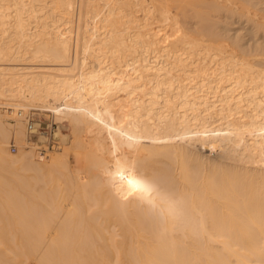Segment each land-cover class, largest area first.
<instances>
[{
	"label": "bare ground",
	"instance_id": "bare-ground-1",
	"mask_svg": "<svg viewBox=\"0 0 264 264\" xmlns=\"http://www.w3.org/2000/svg\"><path fill=\"white\" fill-rule=\"evenodd\" d=\"M78 1L0 0V135L24 141L0 138V264H264V40L213 19L240 0ZM1 106L53 111L64 148L37 160Z\"/></svg>",
	"mask_w": 264,
	"mask_h": 264
},
{
	"label": "rangeland",
	"instance_id": "rangeland-1",
	"mask_svg": "<svg viewBox=\"0 0 264 264\" xmlns=\"http://www.w3.org/2000/svg\"><path fill=\"white\" fill-rule=\"evenodd\" d=\"M98 1H100V2L102 3V5H104V0H97V2H98ZM144 1H146V0H144ZM144 1H143V2H144ZM251 1L253 2L254 0H251ZM256 1H257V0H256ZM256 1H254V2H256ZM258 1L260 2L259 4H261V6H260V5H256L255 7H252V8H257V7H258L257 9H253V10H255V11L257 10V11L261 12L260 10H258V9L261 8V10H263L262 12H264V9H263V8H264V2H262L263 4L261 3V1H264V0H261V1L258 0ZM258 1H257V2H258ZM78 2H79V1L77 0V2H76V4H75V7H77L78 5L80 6V3H78ZM100 2H98L99 6H100V7H104V6L101 5ZM146 2H147V1H146ZM239 3H240V5H238V7L234 6V4L231 5L232 3H230V5L233 6V9H232V7H230V5L228 4V5H225V6H221V7H220L221 9L223 8V12H221L222 10H220V11L218 10L219 13L221 12V14H222L223 16L225 15V17H230L231 19L229 18L228 20H231V22H233V24L230 22L231 25H233V26L235 25V26L233 27V26H231V25L229 24V25H230V28H229V27H228V26H229V25H228L229 21L227 20V18H226V19H225V18L223 19V16H221V14H220V16H221V17H220L219 14L216 12V13H217V17L214 16L215 14L213 15V17H214L213 19H215V22H217V24H215V28L217 27V28H216L217 30H218L219 28H220V29L223 28L222 31H224V33L221 32V33H222L221 35H223V34L226 33L225 35L222 36V38H224V40L231 41V38H232V37H230V36H231V34H232V36L235 37V38H234V37L232 38V41H233V40H237V37H238V38L240 37V38H241L240 43L243 44L244 46H246V47H250V45H251L252 48L259 47V45L262 44V43H261V42H262L261 40H264V39H263L264 35H261V36H262V37H261V36H259L260 34H257V35L253 34V35H255V37H253V35H252V38H251V39H250L249 37H251L250 34H252V33H261V32H262V34L264 33V32H263L264 29H262V28H261V30H259L260 32H259V31L256 32V31H257V27H258L259 25H258L257 27H254V26H255V23H256V22H254V21H255V20H256V21H257V20H258V21H259V20H262V18L259 19V17H262V16L264 17V14L262 13L263 15H261V13H259V12H253V13H256L258 17L255 16V15L253 14V16L256 17V18L253 17V19H252L253 22H252V21H249V20H250L249 18H250V17L252 18V16H251L252 13H249L250 15L247 17V18H248V19H247L248 21H247L246 18H245V16H244L245 14H240V15H239L238 13H236V12H237L236 10H238V12H239V6H243V8L241 7L242 10H243V11L241 10V11H242L241 13H246V14H248L247 12H252L253 10H252V11H251V10L248 11V10L245 8V5L242 4L241 0H240ZM252 4H253V3H252ZM256 4H258V3H256ZM250 5H251V3L249 4V6H250ZM227 6H228L229 8H231L233 11L230 12L231 9L229 10V8H228ZM251 6H252V5H251ZM251 6L248 7V9L251 8ZM225 7L229 10V11L227 10L226 13H227V12L230 13V14H229L230 16H228V15L225 13V10H226ZM234 7H235V8H234ZM246 7H247V6H246ZM262 7H263V8H262ZM77 8H78V7H77ZM77 8L74 10L75 12L73 11V12H74L73 14H74V16H75V17L73 16L74 19H75V20H74V25H73V27H72V29H73L72 32H73V33L71 32V34H72L73 37H75V33H76V32H75V30H76V26H75V25L77 24V18H78V16H77L78 12H77V11L79 10V8H78V10H77ZM252 8H251V9H252ZM234 9H235V10H234ZM244 10H245V11H244ZM140 11L142 12V10H140ZM234 11H236V12H234ZM75 13H77V14H75ZM224 13H225V14H224ZM234 13H236L237 16H235ZM258 13H259V14H258ZM232 14H234V16H232ZM226 15H227V16H226ZM260 15H261V16H260ZM180 16H181V18H182V15H180ZM239 16H240V17H239ZM241 16H243V17H241ZM246 16H247V15H246ZM215 17H216V18H215ZM233 17L238 18V22L235 21V20H237V19H235V18L233 19ZM219 18H221L223 21L227 20L228 23H227V21H226V22H223V21H222L221 19H219ZM241 18H243V19H241ZM244 18H245V19H244ZM257 18H258V19H257ZM191 19L193 20V18H191ZM254 19H255V20H254ZM182 20H183V18H182ZM240 20H243V21H242L243 24H244V21L246 20V22H245L246 24L243 25V24L241 23ZM183 21H184V20H183ZM183 21H182V22H183ZM218 21H220V22H218ZM234 21H235V23H234ZM262 21H263L262 23L264 24V18H263ZM75 22H76V23H75ZM185 22H186V21H185ZM185 22H183V23H185ZM189 22H190V21H189ZM189 22H188V26H187V28L189 27V28H191V29L193 28V29L195 30V28L197 29V27H199V25H198L197 23H195L194 20L191 21V23H189ZM192 22H193V23H192ZM222 22H223V23H222ZM260 22H261V21H260ZM260 22H259V23H260ZM183 23H182V24H183ZM219 23H220V24H219ZM237 23H238V24H237ZM259 23H257V24H259ZM262 23H261V25H262ZM223 24H224V25H223ZM247 24H248V25H247ZM252 24H253V25H252ZM66 25H68V24H66ZM186 25H187V24H186ZM219 25H221L222 27L219 26ZM225 25H226L227 27H226ZM238 25H239V26H238ZM251 25L256 29V31H254V32H251V31H250V30H252V31L255 30L253 27H248V26H251ZM68 26H69V25H68ZM218 26H219V28H218ZM224 26H225V28H224ZM237 26H238V27H240V26L245 27L246 29L244 28V30H245L246 34H247V32H248V35H246V34L244 33V30H241L242 27L239 29ZM166 27H167V29L170 28L169 26H166ZM168 27H169V28H168ZM184 27H185V26H184ZM236 27H237L238 30L236 29ZM259 27H261V26H259ZM259 27H258V28H259ZM70 28H71V25H70ZM227 28H228V30H229V29L232 30L231 33H229V32L226 31ZM231 28H232V29H231ZM248 28H249V29H248ZM235 30H237L238 33H237V32H234ZM247 30H248V31H247ZM220 31H221V30H220ZM225 31H226V32H225ZM240 32H241V33H240ZM219 33H220V32H219ZM228 33H229V34H228ZM233 33H235V35H233ZM241 34H242V35H241ZM243 34H245V36H244ZM227 35H228V36H227ZM238 35H240V36H238ZM247 36H249V37H247ZM256 36H258L259 38H258V37L256 38ZM243 37H245V38H243ZM246 37H247L249 40H247ZM242 38H243V39H242ZM254 38H255L256 40H254ZM257 39L260 40V41L258 42ZM246 41H249V42L246 43ZM255 41H256V42H255ZM254 42H255V45H254ZM257 44H259V45H257ZM248 45H249V46H248ZM263 45H264V42H263ZM263 45L260 46V48H262V50H264ZM255 46H256V47H255ZM260 50H261V49H260ZM24 61H27V62L30 61V62H31L32 60H24ZM15 107H16V108H15ZM13 109H15V110L18 109V112H19V107L14 106ZM23 109H24L25 111H27L28 107H27V108L25 107V108H23ZM5 110H6V109H5ZM3 111H4V110H3ZM47 111H48V110H47ZM43 112H46V110H43ZM6 113H7V111H5V113H4L5 116H4V115H3V116L6 117V119H7L9 122H11L10 125L13 124L12 122H15V123L17 122V120H15V117L10 116V115H7ZM51 113H52L53 115L56 116L55 118H56V121H57V123H58V125L56 126V129H57L58 126H59V122H60V120H59V122H58V120H57V119H58V116H57L56 114H54L53 111H52ZM13 115H14V114H13ZM23 124H25V122H24ZM25 126H26V125H24V127H25ZM63 127H64V128H63ZM63 127H62L63 129L61 128V129H62V130H61L62 132H71V133L74 132V131H73V127H71V126H70V127H69V126H63ZM65 127H66V128H65ZM25 128H26V127H25ZM67 128H69V129L71 128L72 130L70 129L71 131H69V129L67 130ZM25 130H26V129H25ZM0 138H1V139H4V140H6V141H8V147H7V148H8V150H9V152H10L9 154H10V155H14V156H15V154H17L20 150H18V151H12L11 148H10V141L14 138V139H16V141L18 140L20 143H23V142H24V141H21V140L18 138V136L16 135V132L14 131V129H13L12 127H10L9 129H7L4 135H0ZM46 138H47V137H45V138L37 137V140H38V141H43V140H45ZM57 139H59V138H57ZM18 141H17V142H18ZM59 141H60V139H59ZM64 143H65V142H63V143H62V142H58V144H59V145H57L58 147L56 146V148H54V149L50 152V154H49L47 157H44V158H42V157H41V158H40V157H37V160H39V159H40L39 161H45V160H48V158H50L51 154H53V152H54L55 149H56L57 151H59V150L61 151V150L64 148V145H63ZM25 144H26V143H25ZM59 146H60V147H59ZM62 146H63V148H62ZM27 148H28V147H27ZM57 148H58V149H57ZM193 149H194V152H195L196 154H197V152H198V153L200 154L199 156L202 155L203 157L201 156V158L205 159V161H206L207 159H209V162H210V163H211V162L213 163V161H214V162H218L219 159L221 160L222 157L224 158L222 150H221L220 148H217V147H215V148H213V147H206V148H205V146H203L202 144L199 143V144H197L196 146H193ZM202 149H203V150H202ZM199 151H200V152H199ZM55 152H56V151H55ZM55 152H54V153H55ZM201 152H202V153H201ZM56 153H57V152H56ZM73 153H74V152H72V155L70 154V158H71L72 162L75 163V160H76V159H75ZM217 153H218V154H217ZM204 155H206V157H205ZM213 155H214V156H213ZM212 156H213L214 160H213ZM216 156H217V157H216ZM219 156H220L221 158H220ZM34 157L36 158L35 155H34ZM207 157H208V158H207ZM206 158H207V159H206ZM216 159H217L218 161H216ZM228 160H229V159H228ZM207 162H208V160H207ZM209 162H208V163H209ZM1 163H2V162H1ZM5 163H6V162H3V164H5ZM17 163H19V162L17 161ZM13 164H15V162H14ZM0 166H1V165H0ZM20 168H21V166H20ZM23 168H24V167H23ZM23 168H21V171H20V169H19V171H20V173L22 172V174L24 173L23 175H25V176H26V175L29 176L30 173H31L32 171H33V172H34V171L36 172V170H32V169H31V170H32V171H31V170H29V169H27V168H26V169H23ZM22 169H23V171H22ZM4 171H5V170H4ZM16 171H17V170H16ZM26 171H27L28 173H26ZM33 172H32V173H33ZM35 172H34V173H35ZM4 173H5V174H3V172H2V174L5 175V177H7V178L9 177V180H11V179L14 180V177H11V176H13L12 174H16V172H15V173H12L11 176H10V174H8V173L6 174V172H4ZM20 173L17 172V175L20 174ZM25 173H26V174H25ZM32 173H31V174H32ZM2 174H1V176H2ZM35 174H36V173H35ZM37 174H38V173H37ZM6 175H9V176H6ZM32 175H33V174H32ZM40 175H41V174H39L38 176L40 177ZM20 176H21V175H20ZM30 176H31V175H30ZM35 176H36V175H35ZM35 176H34V177H35ZM38 176H37V177H38ZM3 177H4V176H3ZM10 177H11V178H10ZM34 177L32 176V180H33ZM43 177H44V175H43ZM46 177H47V176H46ZM1 178H2V177H1ZM19 178H20V177H19ZM29 178H31V177H29ZM41 178H42V177H41ZM44 178H45V177H44ZM47 178H48V177H47ZM25 179L27 180V178H25ZM13 180H11V181H13ZM41 180L44 181V179H41ZM1 181H3V180H1ZM15 181H17V180H15ZM28 181H29V179H28ZM33 181H34V180H33ZM35 181H36V177H35ZM3 182H4V181H3ZM5 182H6V181H5ZM23 182H24V181H23ZM25 182H26V181H25ZM31 182H32V181H31ZM36 182H37V181H36ZM50 182H52V181L50 180ZM26 183H27V182H26ZM38 183H39V181L37 182V184H38ZM42 183H43V182H42ZM45 183H46V180H45ZM45 183H43V184H45ZM48 183H49V182H48ZM37 184H36V185H37ZM50 184H52V183H50ZM36 185H35V186H36ZM38 186H39V185H37L36 187H38ZM47 186H48V185H47ZM39 187H40V186H39ZM44 187H45V186H44ZM34 188H35V187H34ZM31 189H32V188H31ZM36 189H37V188H36ZM36 189H35V190H36ZM27 190H28V189H27ZM33 190H34V189H33ZM35 190H34V191H35ZM0 193H2V191H0ZM2 194L5 195L6 193L3 192ZM2 194H1V196H2ZM4 195H3V196H4ZM65 195H66V193H65ZM1 196H0V198H2ZM4 197H5V196H4ZM6 197H7V196H6ZM6 197H5V199H7ZM64 197H65V196L61 197V198H62L61 200H67V198H64ZM66 197H67V195H66ZM2 199H4V198H2ZM2 199H0V202H1V203H2V201H1ZM5 199H4V200H5ZM4 200H3V203H4L5 205H7L9 201H7V200L4 201ZM1 203H0V204H1ZM3 203H2V204H3ZM4 204H3V205H4ZM15 226H17V225H15ZM18 226H19V225H18ZM11 227H14L13 224L11 225ZM22 227L25 229V228H31L32 226H31V225H23V226L20 225L18 228H22ZM18 228H16V229H18Z\"/></svg>",
	"mask_w": 264,
	"mask_h": 264
},
{
	"label": "built area",
	"instance_id": "built-area-1",
	"mask_svg": "<svg viewBox=\"0 0 264 264\" xmlns=\"http://www.w3.org/2000/svg\"><path fill=\"white\" fill-rule=\"evenodd\" d=\"M1 107L5 108L10 116H18L24 120L26 125V134L29 140V142H26V147L29 148V144L31 143L33 151L38 157H47L58 145V140L55 136L56 126L58 123L55 119V115L51 113V110L43 112L44 109L29 107L27 111L21 109L19 110L20 112H18V109L13 110L8 106ZM39 134H44L47 138L43 141H38L37 136ZM10 148L12 151H18L20 149V145L16 139L13 138L10 141Z\"/></svg>",
	"mask_w": 264,
	"mask_h": 264
}]
</instances>
